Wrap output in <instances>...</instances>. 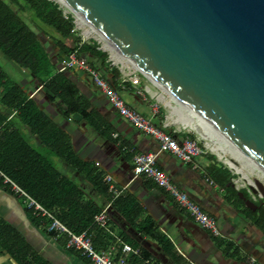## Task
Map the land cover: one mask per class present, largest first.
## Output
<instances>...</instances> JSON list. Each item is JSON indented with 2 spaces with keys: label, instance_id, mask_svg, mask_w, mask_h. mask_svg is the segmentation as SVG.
I'll return each instance as SVG.
<instances>
[{
  "label": "trees",
  "instance_id": "trees-1",
  "mask_svg": "<svg viewBox=\"0 0 264 264\" xmlns=\"http://www.w3.org/2000/svg\"><path fill=\"white\" fill-rule=\"evenodd\" d=\"M0 51L19 69L27 71L26 76L29 75L31 82L28 88L27 84L13 80L0 65V169L68 231L80 234L90 227L94 215L103 207L94 200L86 199L80 185L60 171L49 160L48 154H54L68 164L88 180L100 195L107 196L108 201L110 195L102 180L103 171L77 155L68 132L39 106L35 95L43 93L49 102L62 105L64 116L77 115L96 135L113 141L110 123L84 97L75 81L77 68L59 69L68 55L76 51L108 81L117 78L120 72L111 67L108 54L95 41L82 40L75 31L73 16L67 14L65 17L63 8L55 0H0ZM108 67H111L110 71ZM38 87L35 94L29 97ZM9 115L12 117L8 118ZM165 130L177 138L186 135L194 138L191 133H173L169 128ZM124 146L125 143L121 149ZM125 153L127 159L132 158V152ZM206 169L221 187L231 193L233 199L239 201L246 218L264 234V207L261 205L252 211L244 205L237 192L242 191L247 198L251 197L246 189L234 188L231 182L233 174L227 167L210 163ZM258 200L255 199V202L258 203ZM108 215L109 223L113 225L117 224L116 216L124 220L125 227L119 229L118 235L133 247L140 248L138 254L128 256L127 264H151L154 259L152 251L141 246L138 237L135 238L129 230L148 238L158 235L166 256L175 264L179 262L181 256L176 255L173 245L158 232L154 221L149 216H142V209L133 197L119 196L112 202ZM110 229L115 232L113 227L110 226ZM49 234L66 248L65 235ZM213 238L223 252L238 255L234 243ZM113 240L109 232L99 229L93 239L95 249L100 251ZM66 249L91 264L78 251ZM0 250L15 264H52L1 216Z\"/></svg>",
  "mask_w": 264,
  "mask_h": 264
},
{
  "label": "water",
  "instance_id": "water-1",
  "mask_svg": "<svg viewBox=\"0 0 264 264\" xmlns=\"http://www.w3.org/2000/svg\"><path fill=\"white\" fill-rule=\"evenodd\" d=\"M55 1L264 171V0Z\"/></svg>",
  "mask_w": 264,
  "mask_h": 264
},
{
  "label": "crops",
  "instance_id": "crops-1",
  "mask_svg": "<svg viewBox=\"0 0 264 264\" xmlns=\"http://www.w3.org/2000/svg\"><path fill=\"white\" fill-rule=\"evenodd\" d=\"M110 65L119 70L118 66L111 61ZM12 67L16 68L17 70H15L22 76L19 82L27 84L26 86L29 88L31 82L29 75L26 76L27 71L19 69L14 63ZM111 67L108 71L111 70ZM119 72L120 75L114 80L110 79L109 82H113L110 84L118 90L126 104L145 117L152 119L154 123L161 124L164 115L161 109L152 102V96L143 90L141 93L138 92L143 85H146L145 80L139 87L127 90L121 86L123 74L120 70ZM8 75L10 78H14L11 74ZM75 81L84 97L90 100L92 106L97 108L105 120L110 123L113 141H107L96 135L77 115L64 116L62 105L57 102H49L43 93L35 95L39 106L59 127L68 132L72 146L81 159L94 164L98 170L103 171V175L110 174L117 186H125L122 195H129L138 201L142 209V216H149L154 221L158 232L173 245L176 255L181 256L177 264H264V234L246 218L245 212L235 204L231 193L226 188L219 186L206 169L210 163L218 165L213 154L196 156L193 163H188L179 160L168 151L158 152L157 140L144 134L127 119L120 116L112 108L101 89L92 82L89 75L77 69ZM126 84H129V81ZM38 89L39 87L32 91L29 97L33 96ZM11 117L12 115H9L8 118ZM171 131L179 133L178 130L172 129ZM115 134L116 137H114ZM85 136L91 140H84L82 137ZM124 143L126 146L121 149ZM132 150L157 152V167L167 174L181 191L197 202L204 211L215 216L216 220L220 219L223 222L226 233H223L222 238L226 242L234 243L238 248V255L233 256L223 252V249L217 246L214 236L196 224L169 192L150 178L143 175L134 177L132 158L131 156L128 159L125 157V152L130 153ZM89 152L93 153V157L89 156ZM48 158L60 171L80 185L86 199L94 200L102 207L109 201H107V196L100 195L88 180L56 155L48 154ZM206 175H209L216 185L207 181ZM234 188L238 189L235 183ZM24 203L22 198L0 188V216L14 225L26 240L52 264H89L83 257L67 250L63 245L58 244V241L52 239L45 228L44 221L33 218L31 211ZM114 218L117 220V224H109L118 235L119 229L125 227V222L119 216ZM129 232L135 238L138 237L137 240L141 246H146L152 251L154 256L152 264H175L164 253L162 241L158 235L148 238L140 234L135 235L132 230ZM252 258L255 259L254 262ZM0 259L8 264L12 261L1 250ZM12 262L14 263V261Z\"/></svg>",
  "mask_w": 264,
  "mask_h": 264
},
{
  "label": "built area",
  "instance_id": "built-area-1",
  "mask_svg": "<svg viewBox=\"0 0 264 264\" xmlns=\"http://www.w3.org/2000/svg\"><path fill=\"white\" fill-rule=\"evenodd\" d=\"M60 6L63 8L62 5ZM63 13L65 17H67V14H70L64 9ZM82 40L85 41V39ZM103 47L104 45L102 48ZM103 49L106 50L105 48ZM112 56L115 58L114 55ZM117 63H120L121 65H123V63L126 64L125 67L128 71V73L123 74V78L121 79L122 87L130 90L132 88L139 87L143 80H147L150 85H145L138 92L141 93L143 90V92L146 91L151 96L159 94L157 90L154 91L155 89L153 90V88H151L152 86H156L140 69H136L131 64L123 61H117ZM66 68H77L78 70H81L89 75L92 82L101 89L111 106L120 116L127 119L144 134L149 135L157 140L159 146L158 152L168 151L175 155L179 160L188 163H193L196 156L212 154L211 151L214 152L209 146L200 142V140L187 135L177 138L172 133L166 131L165 128L170 127V123L168 121L165 120L161 123V125H158L154 123L152 119L145 117L137 110L127 105L124 99L120 96L118 90L112 86L107 79L104 78L102 73L90 65L85 57L78 56L76 51L71 52L63 61L60 71L65 70ZM127 81H129V84H126ZM153 92H155V94H153ZM114 137H116V134ZM131 152L133 155L132 171L134 177L143 175L153 180L158 186L162 187L175 198L179 206L189 214L196 224H198L203 229L208 230L209 233L214 237H223L217 227L216 217L204 211L197 202L192 200L185 192L181 191L170 180L169 176L157 167V152H137L133 150ZM214 153L217 155L216 152ZM194 166L197 167L196 164H194ZM205 178L211 184L216 185L214 180L209 178V175H206ZM102 180L107 186L108 193L110 195L109 201L105 204L100 212L94 215L90 227L82 231L80 234H73L68 231V229L63 224L54 218L37 201L28 196L16 182H14L0 169V188L10 194L22 198L25 201L27 208L31 211V214L40 221H44L46 230L48 232L54 233L56 235H65L67 239L66 248L78 251L82 256L88 259L91 264H127L128 256L130 254H138L140 252V248L133 247L128 242L122 240L115 232L111 231L108 215V209L110 208L112 202L123 194L125 186H117L114 183L113 177L108 173L103 175ZM253 199L256 198L253 196ZM99 229L109 232L114 237V240L107 247L97 251L95 249L93 239L95 237L96 231ZM252 261L254 262L255 259L252 258Z\"/></svg>",
  "mask_w": 264,
  "mask_h": 264
},
{
  "label": "rangeland",
  "instance_id": "rangeland-1",
  "mask_svg": "<svg viewBox=\"0 0 264 264\" xmlns=\"http://www.w3.org/2000/svg\"><path fill=\"white\" fill-rule=\"evenodd\" d=\"M63 9L66 12L70 13L73 16V18L75 20V31L77 32V34L79 36H81L82 39H85L86 41H95L100 47L103 46V44H104L103 41H101L94 32H91L92 29L90 30V28L87 25L80 24V22L76 18V15L73 14V13H71L66 7L63 6ZM89 30H90L91 33L88 35L87 33H88ZM105 47H106V44H105ZM107 49L106 50H103V51H105L108 54V60L111 61V62H113L115 65L118 66L119 70L121 71V74L128 73L127 68L125 67L126 64L123 63V65H121L120 63H117V61L115 60V58L112 56V53H110V51H108ZM12 64H13V62H11L9 59H7L3 55V53L0 51V65H1L2 69H4L8 74H11L16 80L19 79L18 80V82H19L22 76H21V74L18 71H16L17 70L16 68H13L12 67ZM108 70H109V67H108ZM147 82L148 81L145 80L146 85H147ZM142 87H144V85ZM153 90L154 91L157 90L159 92V94L162 93L160 91V89L158 90V88L157 87H154V86H153ZM158 95H156V94L155 95H152V102H154V104H155V106L157 108L161 109V111H162V113L164 115L163 116V121L166 120V121H168L170 123V127L169 128L171 130L172 129L178 130L179 133H191V134H193V136H194L195 139L200 140V142H202L203 144H205V145H207V146H209L211 148L212 143L210 141L204 139L201 136V132L197 131L196 129L192 128L189 125H183L181 122H179V120L182 119V118H181V116H179L178 113H176V108H177L176 107V104L175 103H169V102H167V101H170V96L163 93V95L165 96V99H166V101H163L161 99H158ZM176 114H177V116H176ZM82 138L84 140L86 139V141L87 140H91L90 138L88 139V136L87 137L85 136V137H82ZM211 153L215 156L218 165H221L222 164L223 166H225V167H227L228 169L231 170V172L233 174V179L231 181H233L235 183L236 188H238V189H246V191L248 192V195L250 197H253L254 196L256 199H259L257 195L252 194L248 190V183H247V181L245 179H243L242 176H240L234 169H232L229 165H227L225 163V161L221 160L214 152L211 151ZM89 154H90L89 155L90 157L91 156L93 157V153L92 152H89ZM240 164L241 163H239L238 165H240ZM245 171L250 174V177L252 179H254L255 177L260 178L257 175L258 172H256V170L254 168H251L250 166L245 167ZM251 171H253V172H251ZM260 179L262 181H264V179H262V178H260ZM234 201H235V204L236 205L240 206L243 209V206L239 203L238 200L234 199ZM217 227H218L221 235H223V233H226L225 232L224 225H223V222L220 221V219L217 220ZM0 264H8V263L5 262L3 259H0ZM9 264H14V263L11 261V262H9Z\"/></svg>",
  "mask_w": 264,
  "mask_h": 264
},
{
  "label": "bare ground",
  "instance_id": "bare-ground-1",
  "mask_svg": "<svg viewBox=\"0 0 264 264\" xmlns=\"http://www.w3.org/2000/svg\"><path fill=\"white\" fill-rule=\"evenodd\" d=\"M76 18L80 22V24L87 25L90 28V30L92 29L81 16L76 15ZM90 30L88 31L87 34L89 35L91 32H94L98 36V38L101 41H103L104 48L105 49L108 48L107 50H109L112 53V55L115 56L116 61H123V62L131 64L136 69L138 68L134 63H132L128 58H126L122 53L116 50V48H114L109 42H107L100 35H98L93 29L91 32ZM105 44H106V47H105ZM147 77L162 92L161 94L158 95V99L166 101L163 93L169 95L170 101H167V102L176 104V107H177L176 113H178L179 116H181L182 118L179 120V122H181L183 125H189L192 128L196 129L197 131L201 132V136L204 139L212 143L211 149L217 153L218 157L221 160L225 161L227 165H229L232 169H234L239 175H241L251 185H255V182L250 177V174L245 171V167L250 166L251 168H254L256 172H258L257 175L260 178L264 179V171L256 163H254L246 154H244L242 150H240L235 144L227 140L224 136H222L214 128L206 124L200 117H198L195 113L190 111L186 106L180 103L166 89L161 87L153 78L149 76ZM239 163L241 164L238 165Z\"/></svg>",
  "mask_w": 264,
  "mask_h": 264
},
{
  "label": "flooded vegetation",
  "instance_id": "flooded-vegetation-1",
  "mask_svg": "<svg viewBox=\"0 0 264 264\" xmlns=\"http://www.w3.org/2000/svg\"><path fill=\"white\" fill-rule=\"evenodd\" d=\"M260 203V200H258V204ZM263 206V205H262ZM264 207V206H263Z\"/></svg>",
  "mask_w": 264,
  "mask_h": 264
}]
</instances>
